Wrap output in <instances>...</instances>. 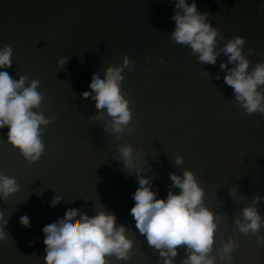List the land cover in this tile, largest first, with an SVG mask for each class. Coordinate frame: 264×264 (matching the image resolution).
<instances>
[{"label": "water", "instance_id": "obj_1", "mask_svg": "<svg viewBox=\"0 0 264 264\" xmlns=\"http://www.w3.org/2000/svg\"><path fill=\"white\" fill-rule=\"evenodd\" d=\"M218 29L214 64L201 63L186 45L170 38L174 0H0V47L11 45L14 79L40 81V109L54 119L44 126L40 158L28 163L0 129V174L14 177L19 190L0 199L7 237L0 240V264H43L41 228L69 205L94 214L99 206L115 213L134 244L127 261L113 264H162L163 258L135 228L129 209L136 174L148 177L159 197L172 186L169 173L191 169L204 188V204L219 215L213 254L221 241H237L232 264H264V225L241 233L236 221L244 206L255 205L264 218V113H247L224 82L223 44L244 37L249 70L264 60V0H196ZM121 90L132 119L117 137L110 118L101 116L94 94L82 98L94 70L120 64ZM66 56L63 66L58 58ZM164 62L161 63L160 61ZM232 65H228L231 67ZM28 81L25 82L27 86ZM264 92V87L261 88ZM133 147L135 168L119 159L117 145ZM183 157L180 165L175 154ZM62 199L54 206L49 201ZM27 215L31 227L18 218ZM188 255L177 246L174 264ZM219 264V256L217 255Z\"/></svg>", "mask_w": 264, "mask_h": 264}, {"label": "clouds", "instance_id": "obj_2", "mask_svg": "<svg viewBox=\"0 0 264 264\" xmlns=\"http://www.w3.org/2000/svg\"><path fill=\"white\" fill-rule=\"evenodd\" d=\"M264 12V7L259 9ZM174 22L170 38L176 43L188 46L201 63L214 64L218 29L208 20V13L197 10L196 0H174L171 16ZM244 37L234 35L223 44L227 62L220 67L228 70L224 82L233 90V96L244 110L251 114L264 113V60L258 61L249 70V60L243 54ZM11 45L0 47V129L7 128L6 141L21 154L25 161H37L44 151L42 142L44 126L52 118L38 111L43 100L38 91L40 81L20 75L14 79L6 71L11 66ZM68 57L58 58L57 65L63 66ZM161 63L164 61L161 60ZM228 65H232L228 67ZM131 68L132 62L127 54L120 64H108L104 72L94 70L90 83L81 93L82 98L94 94L97 107L103 109L101 116L110 118L112 133L118 137L132 119L129 101L121 90L123 68ZM28 81L27 86L25 82ZM119 159L129 171L135 168L133 147L129 143L117 145ZM183 157L175 154V163L180 165ZM137 187L132 193L134 203L129 209L135 228L142 234L149 246L159 250L162 264H174L177 246L184 245L188 255L183 264H232V252L238 246L237 241L229 237L221 241L216 254H213L215 230L219 215H214L203 202L204 188L198 183L191 169H184L182 175L169 173L174 188L165 197H159L151 187L148 177L136 174ZM19 190L14 177L0 174V199H6ZM62 199L55 195L49 206L56 205ZM254 200H264L257 195ZM19 223L30 228L27 215H21ZM239 232L257 233L264 225V218L256 206L247 205L241 210V218L236 222ZM7 220L0 213V240L7 237L4 226ZM44 247L43 264H113L127 261L134 241L127 235V227L118 224L115 213L97 207L89 215L80 210L79 205H69L65 212L41 228ZM258 242H264V236H257Z\"/></svg>", "mask_w": 264, "mask_h": 264}]
</instances>
